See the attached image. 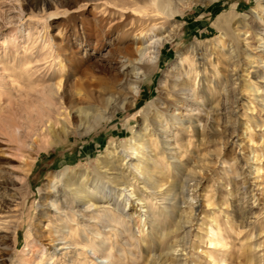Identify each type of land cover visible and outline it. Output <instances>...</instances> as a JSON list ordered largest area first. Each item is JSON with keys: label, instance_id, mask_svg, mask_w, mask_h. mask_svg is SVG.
I'll return each mask as SVG.
<instances>
[{"label": "rangeland", "instance_id": "1", "mask_svg": "<svg viewBox=\"0 0 264 264\" xmlns=\"http://www.w3.org/2000/svg\"><path fill=\"white\" fill-rule=\"evenodd\" d=\"M96 3L0 0V73L11 74L9 71L20 66L25 56L43 55L49 50L44 46L48 39L64 48L68 45L66 54L70 53L66 62L60 61L63 56L56 59L64 70L56 71L54 82L72 78L76 70L99 89L118 72L123 76L131 73L132 67L123 64L116 49L121 38L119 27L105 34L104 23L95 26ZM166 7L156 21L143 24L142 34L127 36L120 43L123 49H133L135 57L150 52L152 41L171 34L159 47L157 62L140 82L133 106L121 105L109 118L111 105L85 108L75 104L77 117L73 121L59 117L61 123L49 136L23 156L0 134V176H22L18 180L21 185H10L8 190L16 197L17 206L14 228L0 233V264H71L75 258L74 264H104L111 259L122 264H211L206 251L214 247L207 242L206 231L214 225V215L227 239L224 250L237 258L248 247L255 262L264 264V223L253 221L264 219V0H172ZM227 12L234 20L229 33L218 41L214 21ZM83 26L90 40L87 51L73 36ZM98 32L101 35L97 36ZM109 50L114 51L111 60L117 61L115 68L94 62V56ZM179 53L186 55L185 65L194 63L193 74L198 75L195 88L188 87L169 98L166 85L173 79L169 71L178 73ZM215 65L218 79L203 82L208 75L211 78ZM202 82L216 86L213 97L220 102L216 109L212 99L196 94ZM248 84L257 85L259 90L247 89ZM0 97V117L9 122L11 113L3 94ZM152 99L159 112L154 125L143 115L144 106ZM85 114L87 117L81 119ZM189 120L196 121L200 130L211 122L215 130L197 135ZM179 128L184 129L181 134ZM136 134L143 136L142 150L153 171L142 170L144 175L135 165L142 155L131 153L123 143H136ZM180 135L185 140L179 149L175 141ZM113 145L115 154L110 153ZM180 160L185 162V170L175 174L174 165ZM155 166L159 172H154ZM22 167L28 169L24 177ZM172 182L183 186V193H170L163 200L160 193ZM128 183L132 186L126 187ZM53 201L70 211L73 223L84 227V231L75 232L72 241L105 238L102 246L108 252L106 257L90 247L78 249L76 256L72 243L63 244V230L67 232L68 225H74L57 220ZM179 215L187 223L175 231ZM208 215L212 217H205ZM49 218L63 227L49 223ZM58 246L66 248L59 250ZM237 262L239 258L234 259V264Z\"/></svg>", "mask_w": 264, "mask_h": 264}, {"label": "bare ground", "instance_id": "2", "mask_svg": "<svg viewBox=\"0 0 264 264\" xmlns=\"http://www.w3.org/2000/svg\"><path fill=\"white\" fill-rule=\"evenodd\" d=\"M171 3L172 0H116L115 2L108 0H97V3L94 7L96 10L95 13L97 14V23L95 26L99 27L102 23H104L106 28L103 33L105 34H109L113 29L119 27L121 38L118 40L119 45L118 47L116 46V49L117 51L119 50V52H121L122 54L121 56L124 59L123 64L128 63L129 66L132 67L131 73L127 72L125 74L126 76H123L124 73L118 72L116 75L111 77L108 82L106 81L107 83H105L104 85L102 84L99 89L94 86L92 80L77 75L76 70L75 72L73 71L74 68L72 70V73H74L72 78L65 77L64 82H62L61 79H58L55 82L53 81V77H55L56 71L61 73L64 70V65L61 62H66V58L70 57V53L66 54V52L69 50L68 45L64 48V45H62L61 43H55L50 39H46L47 41L44 46H47L49 50L43 55L35 56L31 54L29 56H25V59L21 61L20 66L13 68V71H9L10 73L12 72L11 74L4 75L3 73H0V94H3V97L7 103L6 108L9 113H11L9 122L3 120L4 118L0 117L1 136L3 135V137H7L13 144L12 148H14L15 151L19 152L18 154L23 156L26 152L31 154L35 150V147L38 146V144L36 143L37 141H41L45 137L49 136V133H51L50 130L55 129V127H57L61 123L59 117L63 116V121H73L74 118L77 117L74 113L75 104H84L83 106L85 108H90L91 106H106V108H108L109 105H111L110 107L112 110L108 111L109 118L112 116L113 112L116 111L121 105H125L126 107L133 106L139 94L140 82L147 74L150 66L154 65L157 62L159 47L165 40H167L171 36V34L152 41L150 52H141L139 56L136 55L135 57L133 49H123L120 46V43L123 42L127 36H137L142 34V32L144 31L142 28L143 24L146 21H156L159 14L163 12L166 6L171 5ZM233 20L234 16L230 12L221 13L217 16L216 20L214 21V27L219 31V35L217 36L218 41H221L222 38H224L223 36H225L231 29ZM83 31H85L84 26L82 27L81 31H78L76 29L73 33V36L74 40H77L79 42V46L83 47V49L87 51L88 47L90 46V40L87 34ZM99 34L100 33L98 32L97 36H99ZM13 39L15 42H17L15 36ZM96 40L97 43L93 47L94 51L98 50V46L101 43V37L97 38ZM112 50H109L101 55L94 56V62L102 63L105 67L115 68L114 65L115 63H117V61L114 62L111 60V55L114 52ZM59 56L63 57H60L61 62L59 63L58 61L57 63L56 59ZM178 59L180 63L178 73L175 74L171 70L169 71V74L173 78L172 81L170 82L169 80L168 85H166L169 98L178 95V92H183L188 87L193 86L195 88V81L198 74H196V72L195 75L193 74L195 69L194 63L188 62L185 65L184 63L187 58L184 53H179ZM204 70H206V68ZM218 71L217 65H215V67L211 68L210 70L211 78H213L211 79L208 75L207 77L202 79V81L211 83L214 82L215 78L218 79L219 77ZM61 75L63 74H60V76ZM203 82L201 86H197L196 94H198L199 97H202L203 99L207 98L214 101L215 99L213 97V94L217 91L216 86H213L212 89L207 84L204 85ZM100 84L101 83H99V85ZM175 86H177L178 88L176 89ZM204 86L206 87L205 89ZM80 89L85 90L81 92L79 91ZM159 89H162V85L159 86ZM247 89L257 92L259 90V87H257V85L248 84ZM107 94L112 95V97L110 96L109 99L107 97ZM2 99L3 98L0 97V101ZM213 101L211 103L213 105L212 108H217L220 102L218 100H215L214 102ZM154 103L156 102L153 99L149 102L147 101V104L144 106L143 112L144 120L148 122V119H151L153 125L154 123H156L155 119L157 118V114L159 113L158 108L153 107ZM86 117L87 114H85L83 117L81 116V119H85ZM195 123L196 121H190V124H193L192 128L193 130H195L197 135H203L204 133H207V129H209V131L215 130V127L211 122L204 123L201 130L198 124ZM181 128H179L180 130L178 129V132L180 134L184 130ZM197 137L198 136H196V138ZM136 140V143H132L130 140H123V143L126 149L130 150L131 153L142 155L141 157H137L138 162L135 165L137 166V169L139 171L141 169L140 173L144 175L143 171L145 173H148L152 170V168L147 164L148 159L144 155V152L142 150L144 148L143 136L141 134L137 135ZM184 140L185 139H183L182 135L176 138L175 142L176 144H178L179 149L182 147V142ZM110 142L111 144L114 143L113 141ZM111 152H113L114 154L116 152V147L114 145L113 150H111L110 153ZM254 156L250 158L253 159ZM259 157L260 156H257V160ZM184 163V161L180 160V163L174 165V169L176 171L175 174H181L182 172H184ZM158 167L155 166V168L153 169L154 172H159ZM27 171L28 169L26 168L22 169L21 174L23 175V177L26 175ZM186 174L193 175L190 174V172H186ZM50 176H53L55 180L54 175ZM0 178V233H6L11 228H14V217L17 206L16 197L13 194H10L8 190L11 188L10 185H21V182H19L18 180H22V176L20 178L18 176L6 177L5 175H1ZM162 181V179L158 180V182ZM128 186L130 187L132 186V184L128 183L126 187ZM159 186L162 185L160 184ZM180 187H178V185L174 182L170 183L167 187V190L160 193L162 199L166 200L167 196H169V194L173 192H176L174 193V196L181 195L183 193V186ZM130 189L132 190V188ZM130 193H134V190L130 191ZM51 207H53L54 212L57 213V220H61L65 224L67 223L74 225H68L69 230L67 232H65V230H63L64 232L60 229L59 230L63 232V234H61V238L64 239V241L62 240L64 242L63 244L69 245L72 243L74 245L73 251L76 256H78L79 254V252L77 251L78 249L83 250L87 247H90L96 253L99 252L100 254H102L101 257L107 256L108 252L104 250V247L102 246V243L105 242V238L102 239L101 237L97 236L98 239L102 240L96 241L90 238H86V240L83 239V241H81L80 243L75 240L72 241V237L75 236V232H77L78 234L80 233V231H84L83 225L79 228L77 223H73V218L69 214L70 211L62 209L63 206L61 203L53 201L51 203ZM209 215L205 217H208L210 219L212 215L211 217H209ZM214 217L215 218L212 217L211 219L214 225L211 224L206 231L207 242L214 247V249H208L206 251V255L210 259L211 264H234V259L237 258H239V262L235 264H257L251 257V251L248 247H244L243 251L237 254V258H235V253L233 254L228 250H224V248L226 249L227 246V239L222 233V228L219 224V221H217L215 215ZM50 219L51 218H49V223H54L55 226L58 225L59 227H63V225H61V223H59L58 221ZM243 219L244 217L241 218V220ZM255 220L256 222L258 221L264 223V219L255 218L253 221L255 222ZM185 223L187 222L181 217V215L177 216L175 231L181 230L183 227H185ZM207 224L206 226H208ZM168 234V232L165 233V235ZM92 235L94 236V234L91 233V237ZM58 247L59 250H63L66 248L65 246ZM74 263H77L76 258L71 260V264ZM104 264L122 263L118 262V260L116 261L111 259Z\"/></svg>", "mask_w": 264, "mask_h": 264}]
</instances>
